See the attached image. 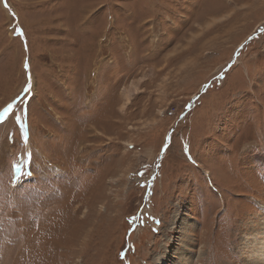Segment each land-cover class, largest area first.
<instances>
[{
	"label": "rangeland",
	"instance_id": "obj_1",
	"mask_svg": "<svg viewBox=\"0 0 264 264\" xmlns=\"http://www.w3.org/2000/svg\"><path fill=\"white\" fill-rule=\"evenodd\" d=\"M18 97L0 264H258L264 0H0Z\"/></svg>",
	"mask_w": 264,
	"mask_h": 264
},
{
	"label": "snow or ice",
	"instance_id": "obj_2",
	"mask_svg": "<svg viewBox=\"0 0 264 264\" xmlns=\"http://www.w3.org/2000/svg\"><path fill=\"white\" fill-rule=\"evenodd\" d=\"M22 34V33H21ZM30 88L24 89L25 93L30 92ZM19 107L21 112H24L23 108V97H18L17 101L14 103H9L7 104L2 110H0V124H3L8 121L9 118H11L14 122L20 120L19 117L15 115V109ZM21 128H23V124L21 123ZM24 160L19 161V167H17L16 171H20L23 164ZM143 175V173H141Z\"/></svg>",
	"mask_w": 264,
	"mask_h": 264
},
{
	"label": "bare ground",
	"instance_id": "obj_3",
	"mask_svg": "<svg viewBox=\"0 0 264 264\" xmlns=\"http://www.w3.org/2000/svg\"><path fill=\"white\" fill-rule=\"evenodd\" d=\"M257 241L258 240H256V242H255L257 244L256 245L257 249H256V251H254L255 252V257L257 258L258 264H264V238L262 240H259L258 242ZM204 248H206V247H204ZM186 249H184V250H186ZM208 252L206 253V256L205 255L202 256V254H201V256L198 258V261H195L194 263L199 262V263L206 264L207 261H208V255H209ZM184 261H185L184 264H194V263H187V262H190V261H186V260H184Z\"/></svg>",
	"mask_w": 264,
	"mask_h": 264
}]
</instances>
